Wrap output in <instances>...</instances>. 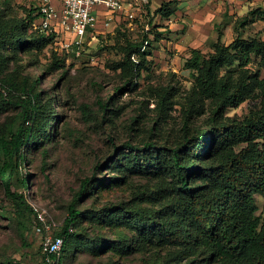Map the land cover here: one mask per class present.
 Returning <instances> with one entry per match:
<instances>
[{
	"label": "rangeland",
	"instance_id": "rangeland-1",
	"mask_svg": "<svg viewBox=\"0 0 264 264\" xmlns=\"http://www.w3.org/2000/svg\"><path fill=\"white\" fill-rule=\"evenodd\" d=\"M161 1L164 0H149L148 14H137L133 22L105 12L99 14L96 30L83 37L78 54L74 45L64 49L58 41L51 42L41 52L24 53L20 60L4 53L7 60L1 78L14 80L18 87L23 84L40 94L36 101L40 112L35 123L40 121L47 138L22 150L26 160L18 170L29 176V188L24 193L27 203L31 208H41L52 235L61 228L80 180L94 174L90 192L77 207L81 211L76 228L78 237L69 241L62 264H177L176 246L140 237L131 222L118 212L119 207L152 210L163 207V198L156 190L170 187L169 172L159 166L151 173L140 172L131 166V155L113 149V143L143 144L146 141L173 147L182 137L179 106L174 107L168 119L158 120L153 94L158 87L173 85L182 96L190 86V72L183 68V62L192 48L177 36L191 31L190 18L202 14L207 1L178 0L176 11L167 20L153 15ZM32 3L31 0H11L13 9L8 16L24 17L20 7L34 8L37 4ZM239 20L234 14L233 23ZM218 21L215 31L220 32L222 41L227 43L235 37L236 31L233 27L229 30L224 20ZM34 24L37 26V22ZM236 29L243 37L260 33V38L264 39L262 20L247 22ZM146 33L148 69L125 90L115 93L123 86L125 77L119 70L111 69L112 63L120 58L112 47L115 42H122L124 36L138 40ZM209 44L196 48L208 52ZM52 52L63 61L58 67L54 65L56 59ZM260 76L264 78L263 69ZM176 100L181 101L180 97ZM257 108L256 101H249L229 108L224 116L242 118ZM17 112L18 109L12 108L1 112L0 128L12 121ZM207 114L198 118L197 123L201 124ZM97 164L101 167L94 173ZM11 190L22 192L15 182ZM255 204L256 215L263 216L264 198L255 195ZM0 211V263L43 264L40 236L32 228L33 213L22 243L12 205L1 182ZM89 240L96 244H89ZM193 260L191 264H216L200 255Z\"/></svg>",
	"mask_w": 264,
	"mask_h": 264
},
{
	"label": "trees",
	"instance_id": "trees-1",
	"mask_svg": "<svg viewBox=\"0 0 264 264\" xmlns=\"http://www.w3.org/2000/svg\"><path fill=\"white\" fill-rule=\"evenodd\" d=\"M177 1H163L153 15L169 19L177 9ZM10 3L11 0H0V113L10 108L18 112L0 128V182L24 243L33 212L24 196L29 176L18 170L26 160L22 150L41 143L47 134H43L39 120L35 123L40 94L23 84L18 87L14 80H3L1 72L7 60L4 53L20 60L24 53L46 49L56 36L35 26L34 22L40 19L37 6L20 7L25 16L15 18L8 16L13 9ZM263 14L259 8L249 12L252 20H264ZM245 19L234 24L236 35L230 43L222 42L218 32L217 39L209 44L210 51L190 50L183 62L191 78L184 95L173 85L155 89L158 120L168 119L174 107L179 106L182 137L175 146H157L153 141L113 143L114 152L132 156L131 166L136 170L151 173L159 166L169 172L170 187L156 190L163 198V207H119L118 212L131 222L140 237L176 246L177 264L185 259L186 264H191L199 255L216 264H264V215H256L255 204V195L264 198V78L260 76L264 70V40L258 36L243 37L237 31ZM148 43L147 33L138 40L124 36L122 42H115L112 48L120 58L111 69L119 70L125 77L115 93L125 90L148 69ZM51 55L56 59L54 65H61L62 59L56 58L54 52ZM249 101H256L258 108L242 118H225L229 108ZM206 113L205 120L198 124L196 120ZM99 167L101 164L95 165L93 172ZM93 180L94 174L80 180L67 206V216L54 233L62 238L58 264H62L69 241L78 237L81 211L77 207L90 192ZM14 182L22 191L19 194L11 190ZM88 243L96 244L93 240ZM12 263L18 264H0Z\"/></svg>",
	"mask_w": 264,
	"mask_h": 264
},
{
	"label": "built area",
	"instance_id": "built-area-1",
	"mask_svg": "<svg viewBox=\"0 0 264 264\" xmlns=\"http://www.w3.org/2000/svg\"><path fill=\"white\" fill-rule=\"evenodd\" d=\"M60 4L57 9L50 0H40L37 5L40 21L37 26L47 34L53 33L56 36L54 42H61L64 49L74 45L78 54L83 37L96 28L99 10L133 22L138 16L148 14L146 7L149 0H60ZM32 212L35 222L32 228L40 236L42 263L58 264L62 238L48 231L50 226L46 225L41 208L32 206Z\"/></svg>",
	"mask_w": 264,
	"mask_h": 264
},
{
	"label": "crops",
	"instance_id": "crops-1",
	"mask_svg": "<svg viewBox=\"0 0 264 264\" xmlns=\"http://www.w3.org/2000/svg\"><path fill=\"white\" fill-rule=\"evenodd\" d=\"M31 1L35 3V4L32 3L33 5H36V4L38 5L40 2V0H31ZM206 1H207V4L205 5L204 12L202 14H199L198 17H195V18L193 17L194 19L190 18L192 20L191 31L187 33L186 35L177 36V38L180 39L179 41L183 43L185 42V44L188 47H191L192 49H197L196 47L201 48L202 46H205L206 43H211L217 39L218 32L215 31V25H216L215 23H219V21L217 22V20H220V19L221 21L224 20L223 24L227 25L228 29L231 30V28L235 24V22L233 23L234 14L235 16L238 17V19L246 18L244 20V25H245L247 24V22L254 21L249 15L250 11L258 9V8L264 11V0H206ZM50 2L57 9L60 8V5H61L60 0H50ZM162 2L163 1H161L157 5V7H159ZM104 12L107 13L105 10H99L98 17H99V14L104 13ZM219 14L221 15L219 16ZM163 20H166V19H163ZM255 20H262L264 22L263 19H259V18ZM39 21L40 19L36 21L37 24L39 23ZM174 26L176 27V25ZM90 33L92 32H88L87 34H90ZM252 36L262 37L260 33L258 35H252ZM231 41L232 39L225 44H228Z\"/></svg>",
	"mask_w": 264,
	"mask_h": 264
}]
</instances>
